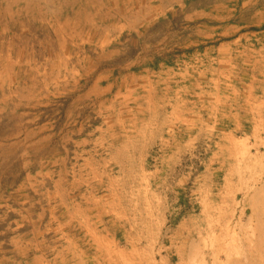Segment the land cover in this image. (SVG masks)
<instances>
[{
    "label": "rangeland",
    "instance_id": "obj_1",
    "mask_svg": "<svg viewBox=\"0 0 264 264\" xmlns=\"http://www.w3.org/2000/svg\"><path fill=\"white\" fill-rule=\"evenodd\" d=\"M0 264H264V0H0Z\"/></svg>",
    "mask_w": 264,
    "mask_h": 264
},
{
    "label": "bare ground",
    "instance_id": "obj_2",
    "mask_svg": "<svg viewBox=\"0 0 264 264\" xmlns=\"http://www.w3.org/2000/svg\"><path fill=\"white\" fill-rule=\"evenodd\" d=\"M10 5V4H9ZM6 8V7H5ZM229 255V254H228Z\"/></svg>",
    "mask_w": 264,
    "mask_h": 264
}]
</instances>
